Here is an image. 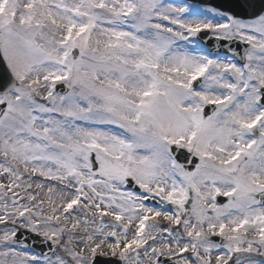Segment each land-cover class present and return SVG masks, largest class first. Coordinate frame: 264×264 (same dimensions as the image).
<instances>
[{
    "label": "snow or ice",
    "instance_id": "6c2138e0",
    "mask_svg": "<svg viewBox=\"0 0 264 264\" xmlns=\"http://www.w3.org/2000/svg\"><path fill=\"white\" fill-rule=\"evenodd\" d=\"M0 264H264V0H0Z\"/></svg>",
    "mask_w": 264,
    "mask_h": 264
},
{
    "label": "water",
    "instance_id": "95a60500",
    "mask_svg": "<svg viewBox=\"0 0 264 264\" xmlns=\"http://www.w3.org/2000/svg\"><path fill=\"white\" fill-rule=\"evenodd\" d=\"M189 2L209 3V4H213L217 7L229 8L231 5L236 3V0H189ZM233 10H235V9H233ZM30 242L31 241H28V243H30ZM36 249L39 250V246H37Z\"/></svg>",
    "mask_w": 264,
    "mask_h": 264
}]
</instances>
